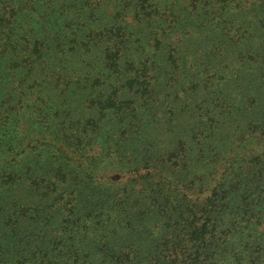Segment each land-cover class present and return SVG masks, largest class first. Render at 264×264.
<instances>
[{"label": "trees", "instance_id": "obj_1", "mask_svg": "<svg viewBox=\"0 0 264 264\" xmlns=\"http://www.w3.org/2000/svg\"><path fill=\"white\" fill-rule=\"evenodd\" d=\"M104 1L0 0V264H264V0Z\"/></svg>", "mask_w": 264, "mask_h": 264}, {"label": "rangeland", "instance_id": "obj_2", "mask_svg": "<svg viewBox=\"0 0 264 264\" xmlns=\"http://www.w3.org/2000/svg\"><path fill=\"white\" fill-rule=\"evenodd\" d=\"M112 2H113V0H105L104 1L105 4H104V7L102 9L105 10V13L103 14V19H104L105 16L109 17V15L111 13H113V10L115 9V6H114V3H112ZM142 35H144V37L140 36L142 38L141 39V44H146L147 43V39L145 40L144 38L149 35V32L145 31ZM191 41H193V40H191ZM193 44L194 43H190V46L193 45ZM137 45L138 44H135L133 42H130L128 44V46L132 47V49L129 50V51H126V53L122 54L121 59H120V62L122 64H125L126 62H132L134 60H135L134 63L137 62V61L141 62L143 58H146L148 56L146 51L142 52L140 49L135 51L134 47L137 46ZM147 49H149V48L147 47ZM188 50H190V49H188ZM102 52H103V47L101 49H96L94 51V53H93V56L97 57L96 60H95V66L92 67L91 69H89L93 73H97V72H99V70L104 72L103 69H106V67H107V66H105V62H104L105 60L101 59V57H100V56H102ZM159 52H158V54H159ZM156 57L158 58V56H156ZM125 69H131V68H127L125 66ZM85 71H86V69H85ZM128 75H129V72L127 74H125L124 78L128 77ZM121 84L122 83H120L119 81L115 82V80L112 79V77L107 78V75H104V76L101 77V79L95 81V85L93 86L92 95L93 96H102L104 94V92H107V90L110 89V87L112 85L119 86ZM123 89H125V87ZM123 89H121V90H123ZM83 92L86 93V91H83ZM70 95L71 94H69V96ZM83 96H85V97H83ZM86 97H87V95H83V94L82 95H75L74 94V95L70 96L68 101L71 102V104H74V105L77 104V105H80V106L83 107L84 106L83 104H84V101H85ZM88 97H90V96H88ZM156 112H159V111L158 110L155 111V114H156L155 116H153V115L149 116V115H145L144 114L142 117H143V119L148 118V120L149 119H155L156 117H159L158 116L159 114H157ZM190 117H191V121H193V118H192V116L189 113H187V112L180 113L178 115L177 124H180L182 127H186L189 124ZM148 124L152 128H154V132H158L159 131V128L156 127V126H158L157 123H151V122L148 121ZM164 131L165 130H162V132H164ZM41 156H43V152H41V149L37 148V149L34 150L33 155L30 156V158L33 161L36 162L37 159L40 158ZM22 190H24V189H18V191L16 192V195L18 196L19 199H22L23 197H25V198H28L30 202H36L37 201V200H34L31 197H29V194H26V193L24 194V192ZM0 197H1L0 198V201H1L2 200V194L0 195ZM2 202L5 205L6 201L2 200ZM37 202H39V200Z\"/></svg>", "mask_w": 264, "mask_h": 264}]
</instances>
